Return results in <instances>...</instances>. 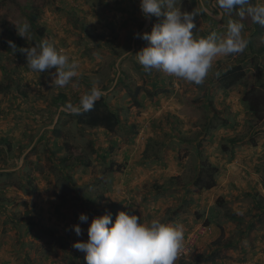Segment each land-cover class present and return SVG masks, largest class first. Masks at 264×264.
Listing matches in <instances>:
<instances>
[{
    "label": "crops",
    "instance_id": "crops-1",
    "mask_svg": "<svg viewBox=\"0 0 264 264\" xmlns=\"http://www.w3.org/2000/svg\"><path fill=\"white\" fill-rule=\"evenodd\" d=\"M84 10L92 12V8L87 5ZM127 13L135 19V11L129 10ZM57 15L54 14L48 20L38 18V22L50 30L49 42L57 50H61L60 46L67 48L68 40L66 37L55 39L57 32L53 29L65 28L66 34L70 35L71 25L69 24L70 28L66 27L69 22L67 18ZM96 19L88 17V14L78 17L80 27L84 28L83 34L88 38L89 34H98L104 40L102 45L107 44L117 51L122 49L107 41L109 32L105 27L99 26ZM123 20H126V17H118L113 22L118 25ZM214 20L216 25L220 23L221 18ZM247 20L246 25L242 23L244 29H253L254 22L251 18ZM131 28L129 22L123 34L128 36L132 33ZM68 29L70 31H67ZM210 29V26L204 27L202 31L207 32ZM92 40H85L87 48L100 47ZM262 43L263 34L256 36L255 48ZM141 49L136 46L130 53L136 55ZM71 52H76V49H66V53L73 58ZM127 54L123 53L124 57ZM244 54L252 55L246 48L242 52V55ZM79 56L87 57L84 60L86 70L82 69L81 73L89 79L92 72H98L97 66H100L98 62L101 60L94 59L97 66L91 71L90 54L87 52L86 55ZM229 56L216 58L207 76L200 83L201 88L205 87L200 94V107L204 111L201 118L191 116L190 111L179 114L185 101L178 93H188L195 109L199 106L196 99H193L198 97H193L197 94L183 87L184 80L179 82L182 85L180 87L175 84L165 86L162 84L163 79L172 81V76L152 69V73L145 78L150 83L145 87L148 91L144 107L137 108L139 111L135 112V115L118 114L122 124L114 132H106L101 128L88 130L91 135L90 149L80 159L69 155V146L60 150L57 146L55 150L53 143L56 138L52 135V128L40 129L41 120L52 119L50 112L38 113L31 108H25V105L22 108L16 107L11 101H4L6 97L0 93V139L10 138L8 148L11 147L9 152H13L11 156L8 148L4 149L5 155L0 156V173H11L12 170L18 169L16 172L21 176L26 166H32L33 170L29 175L37 184L33 193H28V189L22 187V182L20 188L23 193L11 186L0 187V264H86L85 254L75 249L73 244L86 242V229L93 217L111 213L114 221L120 211H132L140 216L141 222L158 218L164 223L183 225L184 236L191 226L203 225L209 217L210 223L205 228L209 229L210 233L206 234L204 239L197 240L198 245L194 250L196 255L214 250L220 258L213 264H264V179L259 176L264 172V135H260L258 141L252 144L240 138L243 136L241 127L244 120H255L242 105L244 84L227 90L220 88V91L215 90L218 76H214V80L210 79L212 70ZM256 57L252 68L248 69L250 74L256 73L257 78L258 71L253 65L258 63V67H264V56L257 53ZM135 62L138 69L147 72L136 57ZM233 66L234 63L228 67L223 66L225 70L217 71L223 75ZM158 74L163 75V79L157 82L156 77L151 75ZM28 77L30 75L16 80L17 85L30 84L24 81ZM262 81L264 82V77ZM254 82L258 88L261 81ZM156 85L157 88H154ZM105 88L108 90L107 84ZM152 89L162 90L166 95L158 94L155 97ZM149 93L153 95V103L148 98ZM115 100L114 108L111 109L116 111L119 107L117 98ZM28 103L34 105L38 101L30 100ZM60 109L62 108L58 110ZM135 110V107H131L130 113ZM259 124L261 128L258 131L264 132V117ZM29 138H32V142L27 144ZM40 141H43V148H40ZM56 143L62 145L60 139ZM52 152H56L54 156L59 158L58 164L62 165L61 159H66L63 165L72 171V175L65 176L63 180L67 183L70 179L79 181L80 194L72 187L73 191L68 195L59 198L56 196V190L53 191L56 171L40 170L43 161H48L59 172V166L55 167L52 161L55 158ZM15 154L20 155V162L15 169H10L9 164L16 161ZM2 159L7 162L6 165ZM28 160L32 163L31 166ZM83 161L90 163L87 168L83 167ZM111 164H114L113 167L117 171L112 172ZM98 165L103 166L95 167ZM75 167L78 170L74 171ZM209 167L217 168L215 186L210 190L196 189L193 185L195 179L204 173L202 169ZM4 177L7 176L0 177V180ZM22 179L23 177L21 181ZM242 194L246 202L251 201V205L244 207V210L240 209V212L232 208L233 205H227L228 201H233V197ZM216 202L220 203L219 208L215 207ZM224 207L232 209L223 212ZM80 214L88 216V223L78 220ZM231 215L235 217L232 220L229 219ZM246 215L250 220L247 223L244 220ZM215 216H218L217 220L212 218ZM234 223L241 226L246 224L247 228L241 227L236 231ZM248 224L254 225L255 229H248ZM73 225L80 226L81 236L77 237L72 231ZM220 241L229 242L219 246Z\"/></svg>",
    "mask_w": 264,
    "mask_h": 264
},
{
    "label": "rangeland",
    "instance_id": "rangeland-1",
    "mask_svg": "<svg viewBox=\"0 0 264 264\" xmlns=\"http://www.w3.org/2000/svg\"><path fill=\"white\" fill-rule=\"evenodd\" d=\"M28 5H31L34 9L36 7L37 13H38V18L42 19H49L55 15H60L64 16L67 18L69 21L66 23V27H69V24L71 25V33L70 35L66 34L65 28H54L53 31L57 32L55 39L61 40L66 37L68 40L67 42V48H74L76 49V52H71L72 57L77 61L78 67H77V76L72 78V80L65 85L64 87H58L55 82H52L53 77L49 75V73H54L55 69H49L46 70L43 73H36L33 72L27 64H18L15 62L14 55L11 53L10 49L6 45V42L10 38H15V37H20L16 29L23 24V22L26 20L25 16L23 15V8L20 3H14L11 0H0V82H2V87H5L6 84H8L9 90H3L0 88V93L5 95L4 101L8 100L9 102H13L16 107H24L25 108H31L33 111H38V113H51L52 119L49 120H41L40 122V129H46V127H50L52 129L54 128H59L62 130L61 132V138L60 141L65 142L68 144L70 147V152L69 155H73V157H81L83 156L84 153H87L90 149V144H91V135H89L88 130L85 129H78L75 126V121L74 117L71 116H65L61 114L62 109L57 110V106L53 105L54 100L58 97L59 93H62L65 95V100L67 103H72L73 105H77L79 103V100L82 95L90 91L93 87H97L101 91H105V86L106 84L108 85V90L103 92L102 96H107L108 98V105L111 108H114L113 104H115L114 100L117 98V107H119L116 111L118 114H126V115H135V112H138L139 110L137 109L138 107L134 105H130L131 103V94L135 93V90L137 88H140L139 90V95L137 96L138 101L144 103L145 102V95L147 94L148 89L147 87L150 83V81H146L145 78L148 77V74L152 73V70H148L147 72L138 69L136 66L135 62V54L130 53L131 49L135 50L136 46H139V48H143L145 45H147V42L138 38L137 34L145 33L149 27L139 33L141 30H139L140 25L143 26L146 25L147 23V17L144 16L141 11H140V0H64L68 1V4H61L60 1L63 0H25ZM204 5L207 7V15L210 17H213L216 20H219L218 14H219V9L216 7V12L212 11L210 9V5H212V1L214 0H201ZM261 2H264V0H256V3L259 4ZM70 3V4H69ZM88 8H92V12L89 10H84V6ZM178 6L181 8L182 11L185 12H192L195 17H194V23L196 24V29H194L195 35H199L202 31V28L204 27H209L208 22H205V20L200 16V11L198 5H192L190 0H180ZM117 7V9H116ZM209 7V8H208ZM134 12L135 11V19L127 13V11ZM119 11V12H118ZM81 12L82 15L88 14V17H96L98 19V23L100 24L99 26L105 27L109 35H107L110 43L117 44L120 46L119 51L111 49L109 45H102V42L104 41L102 37L98 34H89V38L93 39L96 43V45H99L102 48L97 47V48H87L85 40L89 39L86 34H83L82 28L79 25L78 17H81L82 15H79ZM57 15V16H58ZM227 15V14H226ZM230 19L237 20L241 23H244V25L247 24V19L251 18L247 13L244 16H241L239 14H236V12H232L231 16L227 15ZM121 17L124 18L126 17V20H123L121 24L116 25L113 21L116 20V18ZM96 19V21H97ZM128 19H131L128 20ZM136 20V22H134ZM162 20V17H161ZM102 21V22H101ZM252 21V19H251ZM101 22V23H100ZM131 23V32L128 36L123 34V31L126 30L128 27V23ZM228 22L224 18H221V21L219 24L213 25V29L217 35H224L227 31L228 27ZM160 23V22H157ZM151 23H149L150 26ZM200 27V28H199ZM199 28V29H198ZM13 31L14 34L11 36L9 35V32ZM67 31H70L68 29ZM58 32H62L61 34H58ZM248 31H244L243 29V37L245 38L248 35ZM59 35V38H58ZM26 41L28 39L25 38ZM134 41V45L132 47V43ZM52 42V41H51ZM50 43V42H49ZM64 52L66 53V49L63 46H60ZM105 48V49H104ZM59 51V49H58ZM90 54V60H92V69L93 67L97 66L96 61L94 59H100L101 61L98 62L100 63L99 70L98 72H92L91 76L88 79V76H84L81 72L83 70H86V67H84L85 63L84 60L87 59V57L83 58L79 56L82 54L83 56L86 55V53ZM79 54L77 56V54ZM123 53H128L127 55H123ZM117 54L122 55L121 58H129L127 63H123L121 66V71L124 72V75L121 79H123V82L125 85H116L111 86L110 82H108L109 78H116L118 73H120V70L118 68V64H120L119 59H117ZM99 55V56H98ZM105 56V57H104ZM242 52L241 53H236L233 54L232 56H229L228 59H224V61L221 62V65L217 64L216 68L212 70L210 73V79L214 80V76H218V83L215 87V90H220L223 88V83L219 80L221 79V72L217 71L218 69L225 70L223 66L228 67L230 64L235 63L237 60L241 59L242 57ZM121 59V60H122ZM131 60V61H130ZM117 61V62H116ZM135 63V66H134ZM247 65V67H245ZM244 66V70L247 71L248 75L244 78V85L246 84H253L256 86V83L254 81H261L259 80V75L257 78L255 77V74H250L251 71L248 68H252V65L246 64ZM83 69V70H82ZM5 70L6 72H9L10 76L12 77V81L15 83L10 82L9 80H5L6 73L3 72ZM250 72H249V71ZM223 72V71H222ZM216 73V74H214ZM30 77L26 78L24 81L28 82L30 84L28 85H23V84H18L16 83V80H20L21 77L23 76H28ZM120 74L118 75V77ZM152 77H156L157 82L163 79V75L158 74L157 76L151 75ZM7 77V76H6ZM264 77V76H263ZM262 77V79H263ZM31 78V80L29 79ZM184 79L182 78H176L172 76V81L169 80H164L163 79V85L165 86H171V84H175L176 86L180 87V81ZM174 82V83H173ZM117 83V82H116ZM184 86L186 89H189L188 91L190 92H195L197 95H194L193 97L198 96L195 101L199 105L196 109L193 105L194 102L191 101V96L188 95V93H178L181 98L184 99L185 103L182 104L181 109L179 110V114L188 112L190 111L191 116H197L198 118H201V116L204 115V111L200 107V103L202 102L201 100V92L204 91L203 88H201L200 84H195L189 81L184 80ZM13 85V86H12ZM31 86H34V88H31ZM221 88V89H220ZM152 94L158 96V94H163L166 95V93L162 90H156L152 89L151 90ZM115 93V94H114ZM131 93V94H130ZM149 93L148 98L152 100L151 103L154 102L153 95ZM152 95V96H151ZM122 96V97H120ZM30 100L38 101V103H35L34 105H31L28 103ZM116 101V100H115ZM120 101V102H119ZM10 102V103H11ZM24 103V104H23ZM28 103V104H27ZM59 104V103H58ZM242 105L245 107V104L242 103ZM7 109H9L8 105L6 106ZM135 107V111H132L130 113V108ZM212 107V106H211ZM142 109V108H141ZM215 111V109L213 108ZM67 112V111H66ZM55 120V121H54ZM54 122V123H53ZM199 123L201 122L200 119L198 121ZM53 123V124H52ZM260 124L259 122L252 120V119H246L244 120V123L242 124L241 130L243 131V136H240V138L243 139L244 142L252 144V142H257L258 138L260 135H264L263 131H258L260 129ZM43 141H40V148H43L42 143ZM45 144V143H44ZM14 148V147H13ZM12 148V149H13ZM40 152V151H39ZM38 154L40 155L41 153ZM12 151L9 152V155L12 156ZM45 154H43L44 156ZM16 161L14 163H10V169H15L20 162V155L15 154ZM43 158V157H42ZM54 159V160H53ZM52 161L56 166H59V172L56 168L51 166V164L48 161H43V163L40 165V170L44 172L47 169L56 171V182L54 184V190H56V196L59 197H64L68 195L70 192L73 191L71 189L74 187V189L77 190V192L80 194V190L78 191V188H80V182L76 180L70 179V182L67 183L66 181L63 180L65 176L72 175V171L68 168H66L63 165L58 164L59 158L55 157L53 158ZM23 160V159H22ZM24 162V161H23ZM21 162V165L22 163ZM103 165H98L95 167H101ZM107 167V166H106ZM16 170H12L9 177H4L0 180V187L6 188V187H13L23 193V191L20 188L21 184V176H19V172L17 173ZM33 167H26V170L24 169L23 172L24 174H29V172H32ZM78 170L76 167L74 171ZM116 168H112V172H114ZM117 171V170H116ZM262 179H264V172L262 171L261 174H259ZM37 185L36 183H34ZM22 185V184H21ZM243 194L233 197V201H228L227 205H233L232 208L238 209L239 212L241 210H244L243 208L246 207L247 205H251V201L246 202L243 199ZM240 197V198H239ZM232 202V203H231ZM226 203V202H225ZM216 207L219 208L218 204L216 203ZM228 207V206H227ZM229 208V209H232ZM225 207L223 208V212L226 210ZM241 209V210H240ZM243 215V214H242ZM193 216V215H192ZM189 217V215H188ZM186 217V218H188ZM191 217V216H190ZM246 223L250 221L248 219V216H245ZM233 223V222H232ZM199 224V223H198ZM236 226V231L240 229L241 227L247 228L246 224H243L242 226L240 224L234 223ZM204 225V223H203ZM202 224H199L198 226H191L192 228L187 231V233L184 236L183 243L186 240L187 237H190L191 234H196L197 235V240H202L205 238L206 234L210 233L209 229H204ZM250 225V226H249ZM253 228L255 229V226L252 224H248V229ZM203 233H200V232ZM195 232V233H194ZM207 236V235H206ZM200 237V238H199ZM203 237V238H202ZM199 240V241H200ZM198 241V242H199ZM221 243L219 246H222L223 244H227L228 242L220 241ZM233 242V241H232ZM198 243L195 244L197 246ZM195 246L192 249L191 253L183 258V260H176V264H191L195 261L196 254L194 252ZM243 249V248H241ZM211 252L213 254H216L218 252ZM207 254V253H204ZM218 255V254H216ZM222 251H221V256H222ZM228 258V256H226Z\"/></svg>",
    "mask_w": 264,
    "mask_h": 264
},
{
    "label": "clouds",
    "instance_id": "clouds-1",
    "mask_svg": "<svg viewBox=\"0 0 264 264\" xmlns=\"http://www.w3.org/2000/svg\"><path fill=\"white\" fill-rule=\"evenodd\" d=\"M179 2L180 0H140V11L144 16L150 17L149 29L151 26L152 28L150 32L137 34L138 38L147 42V46L135 57L146 71L155 69L200 84L216 58L245 50L248 42L242 35L244 25L230 19L224 35L213 32L197 39L193 31L196 29L195 15L182 11L178 6ZM245 5H248L246 9L243 8ZM214 6L219 9L218 18H223L225 14L231 16L234 9L241 6V16L247 13L254 23L264 26V2L251 5L250 0H214ZM202 11L208 10L205 8ZM151 16L162 17V20L157 24L152 23ZM29 29L30 25L24 23L16 32L29 40ZM9 45L15 48L11 41ZM20 51L25 54L26 64L33 72L40 74L55 69L49 75L58 87H64L77 76V61L63 49L58 51L47 40H41ZM102 95L98 88L93 87L81 96L77 105L68 103L62 110L79 115L91 110ZM88 219L86 214L78 216V220L83 223H88ZM72 231L77 237L82 234L79 225H73ZM86 234V242L73 244L75 249L85 254L86 264H176L183 244L184 227L164 223L158 218L141 222L140 216L132 211H120L114 221L111 213L93 217Z\"/></svg>",
    "mask_w": 264,
    "mask_h": 264
},
{
    "label": "trees",
    "instance_id": "trees-1",
    "mask_svg": "<svg viewBox=\"0 0 264 264\" xmlns=\"http://www.w3.org/2000/svg\"><path fill=\"white\" fill-rule=\"evenodd\" d=\"M14 3H20L22 8H23V15L25 16V21L24 23H28L30 25V29H29V40L26 41L24 37H15V38H10L8 39V41L6 42V45L8 46V48L10 49L11 53L14 55V59L15 62H17L18 64H26V58H25V54L22 53L20 51V49L22 48H29L34 46L35 44H38L41 40H47L49 42V29L41 26L38 22V13H37V9L36 7H33L31 5H28L27 2L25 0H11ZM192 5H198L199 7V11H200V16L205 20V22L209 23L210 26V30H208L207 32L203 31L201 32L199 35H195L194 33V37L195 38H201V37H207L209 36L211 33H215V31L212 29V26L216 23L215 20L213 18H211L209 15H207L206 12L202 11V9H205L207 6L204 5L202 3L201 0H190ZM61 4H68V1H60ZM250 4L251 5H256V0H250ZM248 7V5L243 6L244 9H246ZM209 8V7H208ZM207 9V8H206ZM210 9L214 12H216V7L210 5ZM242 11V7L241 6H237L236 9H234L233 13L236 12V14H239ZM81 14V12H80ZM246 14V13H245ZM85 15V14H84ZM240 15V14H239ZM223 18L226 21H229L230 18L225 14L223 16ZM151 22L157 24V22H161V18H157L154 16H151ZM253 29L250 30H245L244 31H248V35L245 37L247 40V47L246 50H248L250 52V54L252 55H246L244 54L241 59L237 60L231 69H229L226 73H224L221 76V79L219 80V82L221 81L223 83V89L227 90V89H231L234 86L240 85V84H244V78L248 75L247 71L244 70V66L246 64H250L252 65L253 62L257 59L256 54L258 53V55H263L264 56V43L260 44L258 46V48H255V39L256 36H261V34H263L264 36V26H261L258 23H253ZM143 28V23L142 25H140L139 30H141ZM152 28V26H151ZM84 28H82L83 31ZM151 30L149 29L146 32H150ZM145 32V33H146ZM12 34H14L13 31L10 30L9 35L11 36ZM9 41L12 42V44L15 45V48H11L9 45ZM96 41V40H95ZM122 55L117 54V59L120 58ZM260 57V56H259ZM129 58H125L120 60V64H118V68L119 70L121 69V66L123 65V63H125L126 61H128ZM249 60H251L249 62ZM117 62V61H116ZM255 66V68H257L258 71V75H259V80H261L260 86L257 88H255V86L253 84H249L246 86H244V94H243V98H242V102L245 104V107L247 109V111L250 113V115L258 122L263 120L264 117V82L262 81V77L264 76V67H258V63ZM3 72L6 73L5 76V80H9L10 82H12V76L9 75V72H6L5 70H3ZM124 75V72L120 70V76L116 79V78H109L108 82H110L111 86L113 85V83L115 82L116 79V87L117 85L121 84L122 86L125 85V83L123 82V79H121ZM114 85V86H115ZM0 88L3 90H9L8 84L5 85V87H2V82H0ZM157 88V85L154 87ZM104 90H107V88H105ZM139 90L140 88H137L135 90L134 94H131V105H134L138 108H143L144 105L142 102L138 101L137 96L139 95ZM116 99V98H115ZM108 98L107 96H101L99 99H97L92 107L91 110L86 111V112H81L79 115L76 114H70L64 110L61 111L62 115L65 116H71L74 117V123L75 126L78 129H85V130H92L95 128H101L104 129L106 132H114L115 129H117L118 127H120V124H122V121L119 118V115L117 113V111L111 109V107L108 105L107 103ZM59 103V104H58ZM67 101L65 100V95L62 93H59L58 97L54 100L53 105L57 106V110L61 107L65 109V106L67 105ZM135 131V129H134ZM61 132L62 130L59 128H54L52 131V135L54 136V138H56V140L53 143V146L55 147V150H57V146H58V150L64 148V147H68V144L63 142L62 145H58L56 142L61 138ZM2 139V140H1ZM0 139V148L2 150V152H0V156L1 155H5L4 149L7 150V148L9 147V140L10 138H4L2 137ZM28 143L30 144L32 142V138L27 140ZM2 142V143H1ZM26 148V146H25ZM35 148V147H34ZM11 150V147L8 148V152ZM68 151H70L68 149ZM56 152H52L53 157L54 154ZM81 157H76V159H80ZM75 159V160H76ZM103 159V158H102ZM24 160L27 159L24 158ZM62 162L61 164L63 165V163L66 162V159H61ZM86 161V160H85ZM83 161V167L87 168L89 166V162H85ZM2 162H4V164L6 165L7 162H5L4 159H2ZM28 163L30 164V166L32 165L31 162ZM70 164H74L73 162H70ZM65 166V165H63ZM114 164L110 166L113 167ZM27 167V166H26ZM66 167V166H65ZM204 170L203 174H200L194 181L193 185L196 189L198 190H210L215 186L216 183V173H217V168L216 167H209V168H204L202 169V171ZM13 173H0V177L2 176H7L9 177L10 175H12ZM21 177H23V181L22 182V187H26L28 189V193H33L34 191H36V185L34 184V178H32L29 174L25 175L24 173L21 174ZM25 178V179H24ZM218 204V206L220 205L219 202H216ZM216 207V205H215ZM217 208V207H216ZM218 216L212 217L215 218L217 220ZM235 217H233L232 215L229 216V219L232 220ZM209 217L206 219V221L204 222V227H208L209 224ZM216 253V252H215ZM218 254V253H216ZM213 254L212 252H209L207 254H198L196 255L195 258V262L196 264L198 263H210L213 264L215 263V260L218 258H220V256Z\"/></svg>",
    "mask_w": 264,
    "mask_h": 264
},
{
    "label": "built area",
    "instance_id": "built-area-1",
    "mask_svg": "<svg viewBox=\"0 0 264 264\" xmlns=\"http://www.w3.org/2000/svg\"><path fill=\"white\" fill-rule=\"evenodd\" d=\"M205 229L206 228L204 227L203 231ZM200 233H203V232L201 231ZM197 238H198L197 235L193 234V233L191 234L190 237L186 238V240L182 244V248L180 249V251L178 253V257H177L178 260L183 259V258L187 257L190 254L192 248L194 247V245H195V243L197 241Z\"/></svg>",
    "mask_w": 264,
    "mask_h": 264
},
{
    "label": "water",
    "instance_id": "water-1",
    "mask_svg": "<svg viewBox=\"0 0 264 264\" xmlns=\"http://www.w3.org/2000/svg\"><path fill=\"white\" fill-rule=\"evenodd\" d=\"M149 23H150V17H147V23H146V25H144V27L141 29V31L139 33L145 31L149 27ZM133 45L134 44L132 43V47H133Z\"/></svg>",
    "mask_w": 264,
    "mask_h": 264
}]
</instances>
